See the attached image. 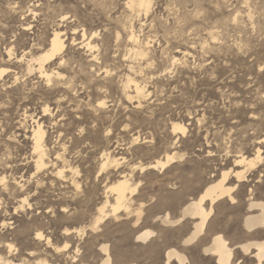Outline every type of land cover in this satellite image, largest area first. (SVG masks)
I'll list each match as a JSON object with an SVG mask.
<instances>
[{
	"label": "rangeland",
	"instance_id": "1",
	"mask_svg": "<svg viewBox=\"0 0 264 264\" xmlns=\"http://www.w3.org/2000/svg\"><path fill=\"white\" fill-rule=\"evenodd\" d=\"M125 1L0 0V67L9 70L0 77V264H99L102 244L112 264H164L170 248L188 264H215L202 250L211 233L183 244L194 220L160 217L177 218L211 180L236 168L238 156L253 154L264 134V0H151L146 13ZM56 30L64 49L45 68L60 75L47 81L27 73L30 55L47 48ZM90 39L92 50L84 46ZM127 75L145 86L140 104L122 94ZM37 123L46 165L35 172ZM103 153L117 164L101 169ZM167 153L173 162L147 168ZM263 170L247 173L236 200L246 204L258 185L264 191ZM121 174L137 185L131 208L93 227L107 186ZM232 206L218 202L210 221L237 242L241 213ZM143 230L152 233L137 240ZM234 260L252 264L241 254Z\"/></svg>",
	"mask_w": 264,
	"mask_h": 264
},
{
	"label": "bare ground",
	"instance_id": "2",
	"mask_svg": "<svg viewBox=\"0 0 264 264\" xmlns=\"http://www.w3.org/2000/svg\"><path fill=\"white\" fill-rule=\"evenodd\" d=\"M147 2L148 0H126L125 5L131 10H144L146 13L149 7H142L141 4H146ZM117 33L119 34V32ZM94 34L95 33L93 32L92 35L94 36ZM82 35L85 36V31L82 33ZM127 36L128 40L132 43H136L138 40V36L132 28L128 31ZM80 43L82 44V42ZM84 46L91 50L94 47L91 39L84 42ZM63 49L64 42L61 38L60 31L56 30L49 38L47 48H44V50L39 51L34 55H30V58L27 60V64L25 65L27 73L37 71L41 76H45L47 81H50L54 74H57L59 76L60 72H47L45 65L48 62L56 59L57 55L60 54ZM134 51L135 55L142 56L144 54V49H138ZM12 53L13 52L11 47L7 49V55L9 57L12 55ZM134 54L132 52V55ZM8 71V68L0 67V77H2V75L7 73ZM122 94H124V98L126 101H135L137 104H140L141 99L146 95V89L145 86L142 85L135 77L127 75L126 80L123 84ZM101 102L105 104L103 100H100L97 102V105L100 106ZM46 110L47 108L44 109V111ZM172 128L177 133L182 134H184L186 130V127L178 122H174ZM44 137L45 130L40 123H37L31 131L33 153L35 157V172L40 171L46 165V152L44 148L46 146L44 145ZM102 157L103 161L101 164V169H105L109 165L117 164V159H110L107 153H103ZM169 157H171V160L169 159ZM173 159V154L167 153L163 160H157L155 161V163L147 165V168H164L168 164L173 162ZM234 162V167L236 168L230 169L228 171H223L218 178L211 180L196 198L190 199L181 207L180 214L177 218L171 219L169 214L166 213L165 215L160 217V219L164 224H177L184 220L186 217L194 220L192 221L191 229L181 240L183 244H189L196 241L204 233V231H206V234L211 233L209 241L205 237L202 238L203 241H208V243L204 245L202 250L206 255L213 257V259L215 260V264H238V260H234V258L240 254L244 257L250 258L252 264H264V191H258V189L261 188L260 185H258L255 190H250L251 192L246 204H243V201L239 202L238 200H236L237 193L234 192L236 187H240L244 181L248 180L247 173L250 174V172L252 171H259V168L264 166V134L257 138L253 154L240 155L235 159ZM56 173L59 176H63L64 169L58 168ZM230 175L234 178L233 184L229 183V178L231 177ZM0 180L3 181L4 177ZM136 189L137 185H131L126 174H121L116 181L108 185L105 193H107L108 195L109 192V194L111 193L113 195V202H109L108 196L105 194L106 198L104 202L97 209L99 214L95 219L94 225H98V221L101 222L104 218H107L110 215L116 216L118 213H120V211H128L129 208H131V201L129 196L133 195ZM224 199H226L231 205H233L231 208L234 211H239L241 213L240 218L242 223L243 236L242 240L240 241L233 242L229 240L224 231L218 230L211 226L212 221H210V216L215 210L216 204ZM22 200L23 203H25L26 199ZM205 205L207 206L205 207ZM106 207L109 208L106 209ZM140 213L141 210L139 208V210L137 211V215H140ZM227 224L228 222L225 221V226ZM151 233L152 231L150 230H143L137 234L136 239L137 237H140V239H146ZM36 236L37 238H40L42 234L38 232ZM10 244L7 243L6 245L9 247ZM66 246L67 244H64L57 249L66 248ZM99 249L103 256L99 261L100 263H98L112 264V258L109 252L108 245L102 244L100 245ZM165 258L166 259L164 264H170V261L172 259H175L178 264H188L186 256L174 248L166 250ZM2 260L3 259L0 257V261ZM6 264L15 263L7 260Z\"/></svg>",
	"mask_w": 264,
	"mask_h": 264
},
{
	"label": "snow or ice",
	"instance_id": "3",
	"mask_svg": "<svg viewBox=\"0 0 264 264\" xmlns=\"http://www.w3.org/2000/svg\"><path fill=\"white\" fill-rule=\"evenodd\" d=\"M141 6H142V7H149V8H150V7H151V0H148V2H147L146 4L142 3ZM173 63H174V64H175V63H178V61H173ZM261 72L264 73V67L261 68ZM148 95H151V94L149 93ZM145 99H147V96L145 97ZM100 106H101V107H105L106 105H104V103L101 102V105H100ZM133 142L136 143L135 140H134ZM169 159L171 160V157H169ZM177 159L182 160V159H183V156L177 157ZM98 223H99V221H98ZM93 227H95V225H93ZM137 239H140V237H137ZM66 247H67V246H66ZM9 248H11V246H9Z\"/></svg>",
	"mask_w": 264,
	"mask_h": 264
}]
</instances>
